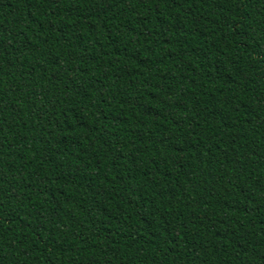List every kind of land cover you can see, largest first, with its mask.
<instances>
[{
  "label": "trees",
  "instance_id": "1",
  "mask_svg": "<svg viewBox=\"0 0 264 264\" xmlns=\"http://www.w3.org/2000/svg\"><path fill=\"white\" fill-rule=\"evenodd\" d=\"M0 264H264V0H0Z\"/></svg>",
  "mask_w": 264,
  "mask_h": 264
}]
</instances>
